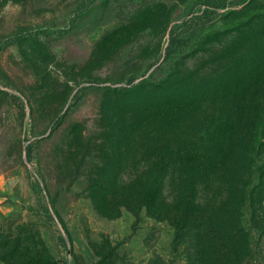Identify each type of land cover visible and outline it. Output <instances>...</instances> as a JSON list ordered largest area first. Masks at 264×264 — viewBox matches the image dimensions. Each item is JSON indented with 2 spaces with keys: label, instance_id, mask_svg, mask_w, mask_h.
Instances as JSON below:
<instances>
[{
  "label": "rangeland",
  "instance_id": "obj_1",
  "mask_svg": "<svg viewBox=\"0 0 264 264\" xmlns=\"http://www.w3.org/2000/svg\"><path fill=\"white\" fill-rule=\"evenodd\" d=\"M232 137L242 206L198 185L180 220L177 174ZM212 213L236 261L195 242ZM0 264H264V0H0Z\"/></svg>",
  "mask_w": 264,
  "mask_h": 264
},
{
  "label": "trees",
  "instance_id": "obj_2",
  "mask_svg": "<svg viewBox=\"0 0 264 264\" xmlns=\"http://www.w3.org/2000/svg\"><path fill=\"white\" fill-rule=\"evenodd\" d=\"M233 142L228 140L218 141L216 143V149L210 152L203 151L197 155L194 163L190 166H186L182 169V173L177 174L178 181L173 182V188L171 190L170 202H173L177 207V215H180V220H184V215L192 211V205L196 204L194 201L195 186H203L205 189H210L215 185L217 181V188L219 192L225 195V199L231 203L234 202L235 206H231L226 203V214H235L234 209H238L242 206V197L244 194L243 186L234 181V173L230 170L227 162L232 158V151L235 148V139ZM221 142V143H220ZM240 142V139H238ZM237 144V141H236ZM237 151L239 149H236ZM182 168V167H181ZM164 168L152 169L149 173L151 181L149 180V187L146 188V192L140 197L141 202L146 208L153 213L161 212L165 199L162 197V183ZM212 176L215 177L213 181ZM178 183V184H177ZM217 214V213H215ZM215 214L208 215L203 222L205 228L203 233H194L196 243L206 244L207 253L210 252L211 258H218L217 253L214 252L215 245L218 244V240H226L229 245L230 256L228 261H236L237 253L243 248V240H237L236 237H229V233L237 234L239 227L237 225L232 226L229 229L222 219L216 220ZM198 225L194 224L192 228L198 231ZM237 244V245H236Z\"/></svg>",
  "mask_w": 264,
  "mask_h": 264
}]
</instances>
